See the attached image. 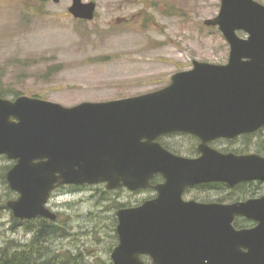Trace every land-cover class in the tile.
I'll return each mask as SVG.
<instances>
[{
  "label": "water",
  "instance_id": "1",
  "mask_svg": "<svg viewBox=\"0 0 264 264\" xmlns=\"http://www.w3.org/2000/svg\"><path fill=\"white\" fill-rule=\"evenodd\" d=\"M96 8L94 1L73 0L69 12L91 21ZM205 23L218 26L226 37L229 62L195 60L192 69L175 73L162 89L71 107L27 95L14 100L0 96V155L15 161L7 181L19 197L7 205L16 218L55 220L48 202L61 185L106 183L110 190L135 191L150 186L162 172L167 182L156 186L159 198L118 210L120 244L112 254L114 264H146L139 254H150L155 264H264V197L228 205L182 199L186 186L202 181L234 185L264 179L263 156L222 154L208 145L264 126V5L222 0L219 15ZM240 30L249 36L240 37ZM172 132L199 136L202 156L190 159L165 149L158 136ZM158 210L215 215H180L175 217L178 226L164 232L158 221L167 217H159ZM238 214L260 225L236 230L232 222ZM168 231L178 236L176 243L161 240Z\"/></svg>",
  "mask_w": 264,
  "mask_h": 264
},
{
  "label": "rangeland",
  "instance_id": "2",
  "mask_svg": "<svg viewBox=\"0 0 264 264\" xmlns=\"http://www.w3.org/2000/svg\"><path fill=\"white\" fill-rule=\"evenodd\" d=\"M83 1L96 3L91 21L69 12L73 0H0V78L9 89L6 98L13 100L17 91L68 107L104 102L162 89L172 75L192 69L194 60L229 61L226 37L218 26L205 23L219 15L222 0ZM237 34L248 36L242 30ZM168 142L189 153L188 138ZM227 146L264 155V131ZM14 164L0 156V247L25 245L42 221L18 219L7 206L19 197L6 179ZM149 196L155 192L109 191L105 184L61 186L48 204L58 218L49 220L43 235L47 256L67 264H112L116 211Z\"/></svg>",
  "mask_w": 264,
  "mask_h": 264
},
{
  "label": "flooded vegetation",
  "instance_id": "3",
  "mask_svg": "<svg viewBox=\"0 0 264 264\" xmlns=\"http://www.w3.org/2000/svg\"><path fill=\"white\" fill-rule=\"evenodd\" d=\"M264 131V126L259 128L258 130L250 133H243L233 138L221 137L216 138L208 142L210 148L222 153V154H235L238 156L242 155H250V154H258L263 156V153L260 151H242L240 149H232L227 144H233L241 139H248L250 137L256 136L259 132ZM178 137H185L190 140L191 144L189 147V153L182 154L181 150H176L168 141L169 140H176ZM158 142L162 144V146L167 149L172 154L183 156L190 159H198L202 156V152L200 150V145L202 144V139L194 134L186 133V132H172V133H165L158 136ZM249 148V147H248ZM247 149V148H243ZM167 178L162 172H158L155 176L151 179V184L147 188L136 190L138 192L141 191H153L155 192V196H149L143 202L147 200H153L155 198H159L161 195L160 189H156V186L160 187L163 184H166ZM122 189V188H121ZM246 192V196L242 194ZM264 179H250V180H242L234 185H231L227 181L224 180H209V181H202L195 184L188 185L184 188L182 193V199L184 202H195L197 204H221V205H228L238 202H247L251 199H259L264 197ZM252 195V196H251ZM142 202V203H143ZM221 216H225V213L219 212ZM264 214V213H261ZM213 216L215 215L214 212H206V211H190V210H182V211H175V210H158L159 217H167L166 219H162L158 221L161 231L166 232L168 229H173L178 226V220L175 217L178 216ZM116 222L117 227L119 225V218H118V210L116 211ZM203 220H197L194 223L200 224ZM215 222V221H214ZM219 222H223L220 220ZM234 228L236 230H252L257 228L260 225L259 220L249 217L244 214H238L235 216L232 222ZM116 227V231H117ZM172 231H168L167 236L166 234L160 235L161 240H168L171 239L176 241L178 240V236L174 235ZM171 232V234H169ZM118 237V244L112 250V254L114 250L120 244L119 234L117 232ZM168 245L166 244L165 252L167 254ZM173 252V244L171 246ZM243 251H247V248H243ZM173 254V253H172ZM175 255H178V249L176 248ZM140 261L146 264H155L153 257L150 254H139ZM138 258V257H137ZM112 264H114V260L111 256ZM169 260V258H166ZM178 258H171V261L177 262ZM207 260L204 262L206 263ZM159 263V262H158Z\"/></svg>",
  "mask_w": 264,
  "mask_h": 264
},
{
  "label": "trees",
  "instance_id": "4",
  "mask_svg": "<svg viewBox=\"0 0 264 264\" xmlns=\"http://www.w3.org/2000/svg\"><path fill=\"white\" fill-rule=\"evenodd\" d=\"M0 78V96L7 97L8 90L2 84ZM13 96L18 97L22 93L14 91ZM34 97H40L34 95ZM41 98V97H40ZM41 219L37 229H34L33 238L25 245L19 246L11 243L10 245L0 247V264H67L61 262L59 257L47 256L49 251L43 244L45 241L44 234L47 235L46 227L49 225V220Z\"/></svg>",
  "mask_w": 264,
  "mask_h": 264
}]
</instances>
